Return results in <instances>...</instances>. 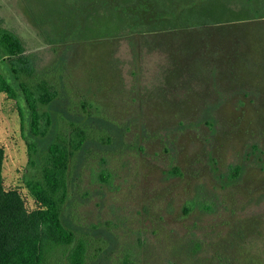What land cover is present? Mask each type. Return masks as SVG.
<instances>
[{
    "label": "rangeland",
    "instance_id": "1",
    "mask_svg": "<svg viewBox=\"0 0 264 264\" xmlns=\"http://www.w3.org/2000/svg\"><path fill=\"white\" fill-rule=\"evenodd\" d=\"M0 24L63 75L57 126L90 127L70 197L90 191L77 218L109 246L98 264H264V0H0ZM0 73L17 86L6 58ZM20 104L0 91L2 184L44 210Z\"/></svg>",
    "mask_w": 264,
    "mask_h": 264
},
{
    "label": "trees",
    "instance_id": "2",
    "mask_svg": "<svg viewBox=\"0 0 264 264\" xmlns=\"http://www.w3.org/2000/svg\"><path fill=\"white\" fill-rule=\"evenodd\" d=\"M25 50L21 37L0 24V59L6 58L17 84L14 86L0 73V91L23 103L19 110L28 150L23 182L46 208L28 211L17 191L4 189L0 146V264H45L58 246L67 249L68 264H88V260L98 264L103 257L107 258L109 246L102 243L104 237L93 239L77 218L78 207L89 198L90 191L81 190L80 186L79 195L70 197L77 157L81 155V165L86 166L94 155L87 144L92 137L90 127L81 126L76 120L66 128L57 126L52 106L63 94L64 77L57 72L55 64L38 72ZM79 108L86 106L82 104ZM241 168L233 169L234 177ZM91 227L101 229L99 225ZM55 259L51 260L52 264H60Z\"/></svg>",
    "mask_w": 264,
    "mask_h": 264
}]
</instances>
